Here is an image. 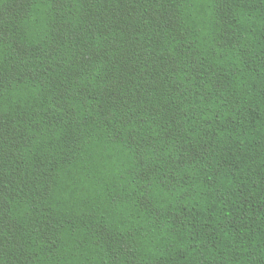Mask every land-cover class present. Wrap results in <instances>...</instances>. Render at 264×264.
<instances>
[{
	"label": "trees",
	"instance_id": "obj_1",
	"mask_svg": "<svg viewBox=\"0 0 264 264\" xmlns=\"http://www.w3.org/2000/svg\"><path fill=\"white\" fill-rule=\"evenodd\" d=\"M0 264H264V0H0Z\"/></svg>",
	"mask_w": 264,
	"mask_h": 264
}]
</instances>
